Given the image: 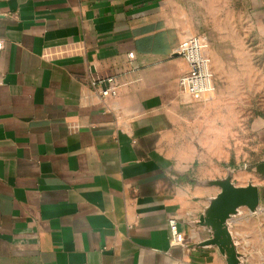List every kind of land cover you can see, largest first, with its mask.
I'll return each instance as SVG.
<instances>
[{"label":"crops","instance_id":"0c3cea01","mask_svg":"<svg viewBox=\"0 0 264 264\" xmlns=\"http://www.w3.org/2000/svg\"><path fill=\"white\" fill-rule=\"evenodd\" d=\"M189 2L0 0V264H226L198 222L228 177L257 188L229 231L241 264H264V123L180 91ZM245 2L264 36V0ZM107 75L114 98L90 86ZM236 130L246 162L206 163V138Z\"/></svg>","mask_w":264,"mask_h":264},{"label":"rangeland","instance_id":"374dc122","mask_svg":"<svg viewBox=\"0 0 264 264\" xmlns=\"http://www.w3.org/2000/svg\"><path fill=\"white\" fill-rule=\"evenodd\" d=\"M188 12L190 16L184 20L191 36L208 43L214 89L223 95L220 104L233 106L237 127L252 123L255 135L257 125L264 123V36L245 0H190ZM236 132V137L222 135L220 145L213 144L212 137L206 138V163H218L209 160L217 156L221 157L222 169L241 167L246 162L252 140L247 138L246 143L243 130Z\"/></svg>","mask_w":264,"mask_h":264},{"label":"built area","instance_id":"2783aa9c","mask_svg":"<svg viewBox=\"0 0 264 264\" xmlns=\"http://www.w3.org/2000/svg\"><path fill=\"white\" fill-rule=\"evenodd\" d=\"M4 44L0 41V52ZM207 43L205 40L192 37L182 41L176 48V53L187 65V72L178 79L180 91L194 102H200L205 97L214 92L213 74L211 71V61L206 55ZM132 58V55H128ZM125 84H120L115 76H94L90 80L91 89L101 98H114L120 88ZM169 228L174 238V243L179 245L183 242L182 235L177 231L174 220L169 221Z\"/></svg>","mask_w":264,"mask_h":264},{"label":"water","instance_id":"95a60500","mask_svg":"<svg viewBox=\"0 0 264 264\" xmlns=\"http://www.w3.org/2000/svg\"><path fill=\"white\" fill-rule=\"evenodd\" d=\"M220 193L213 198L208 208L199 218V225L207 228L211 238L200 244L201 247L215 246L225 257L226 264H241L229 231V221L241 208L250 213L257 211L259 197L257 188L252 185L235 187L230 178L216 182Z\"/></svg>","mask_w":264,"mask_h":264}]
</instances>
